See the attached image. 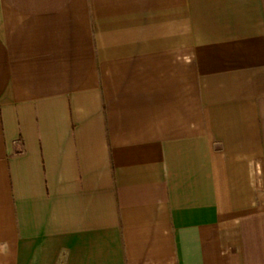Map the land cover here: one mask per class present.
<instances>
[{"label": "crops", "instance_id": "1", "mask_svg": "<svg viewBox=\"0 0 264 264\" xmlns=\"http://www.w3.org/2000/svg\"><path fill=\"white\" fill-rule=\"evenodd\" d=\"M0 264H264V0H0Z\"/></svg>", "mask_w": 264, "mask_h": 264}]
</instances>
